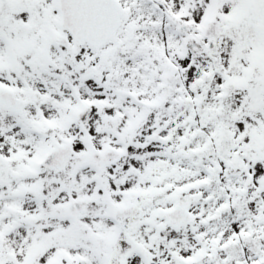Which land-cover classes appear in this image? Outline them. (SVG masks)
Wrapping results in <instances>:
<instances>
[{
	"label": "snow or ice",
	"instance_id": "1",
	"mask_svg": "<svg viewBox=\"0 0 264 264\" xmlns=\"http://www.w3.org/2000/svg\"><path fill=\"white\" fill-rule=\"evenodd\" d=\"M0 264H264V0H0Z\"/></svg>",
	"mask_w": 264,
	"mask_h": 264
}]
</instances>
